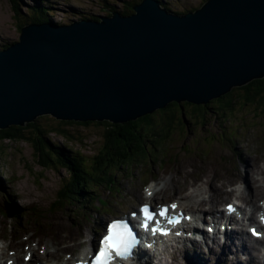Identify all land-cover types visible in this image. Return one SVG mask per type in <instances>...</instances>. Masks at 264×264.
I'll return each mask as SVG.
<instances>
[{
  "label": "water",
  "instance_id": "1",
  "mask_svg": "<svg viewBox=\"0 0 264 264\" xmlns=\"http://www.w3.org/2000/svg\"><path fill=\"white\" fill-rule=\"evenodd\" d=\"M132 10L23 26L0 50V131L45 116L124 124L264 78V0H208L184 15L143 0Z\"/></svg>",
  "mask_w": 264,
  "mask_h": 264
},
{
  "label": "rangeland",
  "instance_id": "2",
  "mask_svg": "<svg viewBox=\"0 0 264 264\" xmlns=\"http://www.w3.org/2000/svg\"><path fill=\"white\" fill-rule=\"evenodd\" d=\"M136 1L139 2L140 0H18L20 14L16 16L11 2L9 0H0V50H4L5 46L19 41L21 34L19 26L20 24L23 26L29 24L26 23L29 16L28 11H31V8L35 7L37 3L44 4L47 9H50V16L54 22L61 23V25H69L86 18L94 19L108 16L112 11L122 14L124 7ZM159 1L169 11L177 14H185L187 11L194 12L200 9L206 2V0ZM237 94L241 95L242 93L238 91ZM210 106H213L214 109L210 112L211 109L208 106L205 119L201 117L195 119L194 121L197 122L193 123L187 121L188 125L186 126H178L179 122L175 123L169 138L156 144V151L150 145L151 147L148 151L150 160L147 159L145 161L139 158L134 165H130V175L128 174V168L120 167V171L116 172V175L114 174V179L116 178L122 191L132 194L136 199L141 198L139 201H142L144 200V191L146 189L153 191L151 186L153 185L152 183H155L157 189H160L156 196L157 203H166L167 201L178 199L182 201L181 199L191 190L190 184H201L202 179H206V183L209 185L208 191H210V196L205 195L202 198L205 201H211V197L214 200L216 199L219 204L213 206V209L217 208L220 211H224L225 205L232 200L231 198L239 199V194H242L244 186L241 188L240 184L232 183L242 179L244 166L246 167L247 163L250 162L255 166L258 164L262 167L257 169L258 173H254V175L260 174V170L264 169V111H258L256 110L257 106L245 104L242 100H238L234 107V112H231L223 119L219 118L220 115H216L219 105L213 102ZM192 109V107H186L185 114L187 116L190 115ZM157 115L154 119L156 124H164L165 118L159 113ZM178 116L181 118V121H186L187 116L184 118L182 112H179ZM201 119H208V124L203 125ZM36 123L47 131H51L52 128H59L61 131L51 132L46 139L52 144L56 143L58 147L79 152L84 158L92 157L98 153L102 147L106 131L105 127L96 125H60V122L52 117L38 120ZM32 130L28 129L24 133L27 136H32ZM217 135L219 136L217 137ZM220 148L227 149L228 153H216ZM239 149H243V153L239 152ZM199 150H202L203 154H200ZM34 152L32 144L27 140L15 143L6 142L3 144L2 149H0V236H11L13 231L10 229L6 232L7 228L10 225H15L13 219L10 220L3 215V212L6 213V207L9 209L10 205H12L13 209L15 208V204L10 200V195L14 198L18 209L33 210L31 213L32 218L22 217L24 224L15 226V231L20 236L17 239L23 240L24 237L28 236L32 237L33 242H39V246L46 244L51 247L54 246V243L60 237L64 238L68 232L70 238L67 241L64 242L63 239H60L57 242V245L61 243L62 251H58L55 254L52 251L50 253L55 258L61 259L63 248L70 247L73 238L78 239L79 243H84L83 248L77 251L76 254H81L80 251L84 253V250L91 246V244L87 245L88 241L93 244V229L87 225L88 222L84 224L82 219L79 220L77 228L74 229V226L72 227L73 232L65 229L64 227H67V223L69 222L67 220L75 219L73 213L69 211L70 208L68 212L71 215L67 217L69 219L64 217L66 209L68 206L72 208L76 206L70 203L63 206L58 203L59 199L64 200L65 194L63 188L68 182V177L72 178V176L64 169L56 170L55 168H48L44 170L40 162L37 161ZM254 157L258 158L257 163L256 160H253ZM211 164L215 166L211 168ZM132 176L134 177L133 179L131 178ZM97 177L103 179L101 176ZM263 178L264 176L258 179L262 180ZM171 181L174 183L172 186L169 183ZM224 183H227L228 186L225 185L220 195L217 194L215 191L217 188L216 184L221 185ZM106 184L110 185L109 183ZM260 186L264 187V183H261ZM96 190L104 198L124 202L123 207L118 209V212H125L124 206L127 198L121 193L111 192V190L106 189L105 185L99 186ZM184 191L186 193H183ZM263 195L264 192L259 193L254 198L256 206L257 202L259 204V200H264ZM128 199L130 200V198ZM249 200L250 197L248 198ZM184 205L188 211L189 209L194 211V206L192 207L190 202L185 201ZM203 205L208 208L211 207L210 203H204ZM243 206L245 209L250 208L246 204H243ZM111 211L112 209L104 210L99 222L95 226L100 227L102 219L110 214L109 212ZM253 215H256L255 224H258L257 213L254 210ZM54 216L61 218L60 220L56 219L57 223H59L58 226L52 224ZM93 218H95V215ZM32 219H38V222L42 221V227L46 228L48 232L43 242L40 241L42 239H35V233L31 232L35 226ZM5 221H7V226L4 223ZM1 224L2 227H6L3 229ZM245 225L243 224V227H240L244 228L247 237V242L245 243L247 246H245L251 250L259 249L260 244L251 241L248 231L249 226L244 227ZM75 233L77 234L76 236ZM23 245L10 240L7 250L17 252V249L22 248ZM30 246L35 248L38 245L30 244ZM183 247L182 244L178 251H175L176 255H184L185 251ZM195 250V245L192 250H188L191 252L188 256L190 260L194 257L193 252ZM18 254L17 252V256ZM201 256L204 264H226L224 263V258L210 261L204 259L203 255ZM6 258H8L7 255ZM6 258L1 261V264H4ZM50 260L51 258L49 257L48 261ZM227 260L230 259L227 258ZM19 261L22 263L23 259L19 257Z\"/></svg>",
  "mask_w": 264,
  "mask_h": 264
},
{
  "label": "trees",
  "instance_id": "3",
  "mask_svg": "<svg viewBox=\"0 0 264 264\" xmlns=\"http://www.w3.org/2000/svg\"><path fill=\"white\" fill-rule=\"evenodd\" d=\"M9 1L13 5L16 16H18L20 14L19 5L17 3L18 0ZM142 1L143 0H140L139 2L136 1L129 6L124 7L122 15L129 16L133 14V7L140 4ZM207 1L208 0H206V2ZM166 9L169 10L168 8ZM49 11L50 9H47L44 4L37 3L35 7L31 8V11H28L29 16L27 17L26 23L42 24L54 22L51 19V12ZM190 12L191 11H187V13ZM108 16H111V14ZM83 20L98 21L99 18H86ZM56 24L61 25V23ZM19 27L21 30L23 25L20 24ZM9 46H5L4 49H7ZM238 91H241L242 94L238 95ZM235 94L237 95L235 96ZM238 100H242L245 104L257 106L256 110L258 111H264V78L254 80L242 88H234L230 93L222 96L218 100L212 101L206 106L189 104L187 102L183 104L173 102L165 109L158 110L153 114L143 116L135 121L124 124H114L110 121L86 123L59 121L60 125H96L106 128L102 147L97 154L89 158L85 157L86 159L80 155L79 152L58 147L56 143L52 144L46 139L51 132L61 131L59 128H52L51 131H47L36 123L38 120L50 118L48 116L38 118L34 123H29L26 126H12L7 130L0 131V149H2L3 144L6 142L15 143L27 140L32 144L37 161L40 162V165L44 170L48 168L67 170L72 178L68 177V182L63 188L65 198L64 200L59 199L58 203L63 206L70 203L82 210L80 213L81 217L86 216L90 218L89 216H91V213L88 205L94 206L97 209L100 205L102 208H107L109 206L107 201L100 197V193L96 189L99 186L105 185L107 189L119 192L120 188H117L118 184L116 178L114 179V174L116 172L118 173L120 171L119 168L121 167L128 168V174L130 175V165H134L139 158H142L145 161L147 159L150 160V154L148 152L149 148L152 146L153 150L156 151V144L169 138L175 123L177 124V122H179V124H177L178 126H186L188 125L187 121H190L191 123L197 122L194 120L201 117L204 118L205 115H207L206 109L208 106L211 109L210 112L214 109L213 106H210L213 102H216L219 105L216 115H220L219 118L225 119L227 115L234 112V107ZM186 107L193 108L192 113L188 116L185 114ZM179 112H182L184 118L187 116L185 122L181 121V118L178 116ZM157 113L165 118L164 124H156L154 119L158 116ZM201 121L203 125H207L209 122L208 119H201ZM28 129H33L31 131L32 136H27L24 133ZM218 136L219 135H217V137ZM225 151H227V149L220 148L216 153H222ZM198 152L203 154L202 150H199ZM97 176H101L103 179L98 178ZM106 183H109L110 185H107ZM10 200L15 204L14 221L16 225L20 226V220L26 215V212L16 207V203L12 196H10ZM3 215L7 217V214L4 212ZM70 215V212H65L64 214L66 217H69ZM34 223L36 224V229L39 230L37 226L42 225V221L38 222V219H35Z\"/></svg>",
  "mask_w": 264,
  "mask_h": 264
},
{
  "label": "bare ground",
  "instance_id": "4",
  "mask_svg": "<svg viewBox=\"0 0 264 264\" xmlns=\"http://www.w3.org/2000/svg\"><path fill=\"white\" fill-rule=\"evenodd\" d=\"M164 9H166V8L164 7ZM238 151L243 153V149H239ZM225 153H228V152L225 151ZM250 160H252V159H250ZM253 160H256V163H257L258 158L254 157ZM212 166L214 167L215 165L211 164L210 167L212 168ZM260 168H262V167H260L258 164H257V166H255L253 163H250V162L247 163L246 167L244 166L242 179L240 181L232 183V184H240L241 188L244 186V189H242V191H243L242 194H239L240 195L239 200L246 203L247 205H250L251 208L254 209L256 212L260 211V206H259L258 202H257V206H256V200H254V198L259 193L264 192V187L260 186L261 183H264V178L262 180L258 179L259 177L264 176V169L260 170V174L254 175V173H258L257 169H260ZM253 178H254V180H253ZM169 183H170V186H172L174 184L173 181H171ZM225 185H227V183L226 184L224 183L221 185L216 184L217 188L215 189V191L217 192V194L220 195V193L223 191V188ZM255 185H257V187H255ZM189 186L191 187V190H189L188 194H186L181 200L184 202L185 201L190 202L192 204V207L194 206L193 207L194 211H191L190 209L188 211V209L184 205V202H182V201L179 202L178 200H175V201L180 205V207L184 211L187 212V214L192 213L196 218L201 220V222L203 223V226L206 227L208 224L206 223L204 215L205 214L214 215L216 217V215H218L220 212L217 208L213 209L212 207L215 205H218L219 202L216 199L214 200L213 197L210 198L211 201H208V200L205 201V199L202 198L205 195L210 196V191H208L209 185H208V183H206V179H202L201 184L196 185V184L192 183ZM204 186H205V188H204ZM152 187L154 188V190L157 189V186L156 187L152 186ZM248 195L250 197L249 201H248L249 197H247ZM140 199L141 198H137L138 201ZM117 203L121 204V202H119V201H117ZM204 203H210L211 207L210 208L205 207L203 205ZM196 207H199V208H196ZM56 219L60 220L61 218L60 217L56 218L54 216L52 224H55L58 226L59 223H57L58 221H56ZM236 220L239 221L240 219H238L236 217L235 218L230 217V218H228L227 222L228 223H234ZM249 221L255 223L253 214L249 218ZM243 222H245V221H243ZM4 223L7 225V221H5ZM73 226H74V222H68L67 227H64V228L69 229L73 232V228H72ZM61 227H62V225H61ZM37 228L39 230L41 229V227L39 225L37 226ZM69 238H70V236H69L68 232H67V235L64 236V238L60 237V239H63L64 242L67 241ZM59 240H57V242ZM57 242L54 243V246L59 251H62L61 243L59 245H57ZM246 242H247V237H246L244 228H237L235 230L232 228V230H230L228 233H226V235L224 236V238H222L221 241H218L216 243V246L214 247V249L206 250L202 245L195 242L193 244V246L194 245L196 246V250L193 252L194 257L192 255L194 260H193V258H192V260L189 259L188 256H189V254H191V252L186 251L184 253V255H180V256H178L176 254H172L169 256V259L165 260V261H162V259H160V258H156V264H204L203 258L201 255H203L204 259H206V260L208 259L210 261L215 260V259L224 258L225 259L224 263H226V264H228V263L229 264H264V253H263V251L260 248L251 250L250 248L246 247L247 246L245 244ZM255 242L258 244L259 243L263 244L262 241H255ZM23 244L24 245L21 248V252L24 255L23 257H25L26 255L33 254L36 250L41 249V246H39L40 245L39 243H35L36 245H38L35 248H32L30 245H26L25 243H23ZM90 244H91V242L88 241L87 245H90ZM77 246L80 249H82L83 243H80ZM63 249H66V247H64ZM87 250L88 249H85L84 253ZM80 252H81V254H84L82 251H80ZM1 255H3V254H1ZM1 255H0V257H1ZM3 257H5V256H3ZM50 258H51V256H50ZM227 258H229L230 260H227ZM9 260L11 262H14V264H19L18 258L16 260L15 257H10ZM78 260H80V259H78ZM78 260L75 259V262H77ZM145 262L143 264H152V262H150V261L147 263H145ZM164 262H166V263H164ZM247 262H249V263H247ZM50 263L61 264V263H66V261L65 260H63L62 262L50 261ZM68 264H71V263H68Z\"/></svg>",
  "mask_w": 264,
  "mask_h": 264
},
{
  "label": "snow or ice",
  "instance_id": "5",
  "mask_svg": "<svg viewBox=\"0 0 264 264\" xmlns=\"http://www.w3.org/2000/svg\"><path fill=\"white\" fill-rule=\"evenodd\" d=\"M175 209L177 205L172 204L170 206ZM230 210L235 211L232 206H229ZM169 206L163 207L159 210L158 215L167 216ZM142 212L145 217L144 227H148V221L154 219L156 213L150 210L149 206L145 205L142 208ZM135 215V213L133 214ZM172 221L169 220V223ZM156 229H153L155 231ZM137 243L135 235L127 222L117 221L113 222L109 228L108 233L104 236L100 242L94 259L91 264H113L116 257L121 259H127L134 245Z\"/></svg>",
  "mask_w": 264,
  "mask_h": 264
}]
</instances>
